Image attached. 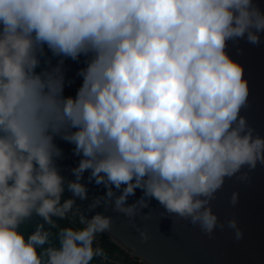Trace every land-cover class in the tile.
I'll return each instance as SVG.
<instances>
[{
    "label": "clouds",
    "instance_id": "obj_1",
    "mask_svg": "<svg viewBox=\"0 0 264 264\" xmlns=\"http://www.w3.org/2000/svg\"><path fill=\"white\" fill-rule=\"evenodd\" d=\"M240 41L264 44L261 0H0V264H110L96 240L113 218L77 203L85 172L106 189L87 212L132 223L155 199L210 240L225 228L243 240L211 206L226 180L250 185L264 168V137L242 114L245 65L229 51ZM69 59L84 64L74 96ZM59 141L80 158L74 179Z\"/></svg>",
    "mask_w": 264,
    "mask_h": 264
},
{
    "label": "water",
    "instance_id": "obj_2",
    "mask_svg": "<svg viewBox=\"0 0 264 264\" xmlns=\"http://www.w3.org/2000/svg\"><path fill=\"white\" fill-rule=\"evenodd\" d=\"M264 6V0H261ZM243 49L242 55L238 50ZM233 57L245 65V75L251 88L249 102L251 107L242 112L249 124L264 137V44L254 47L240 41L230 45ZM55 63V61H54ZM66 78L75 82L66 86L65 95L74 96L82 83L77 72L84 67L83 62L65 61ZM64 151V158L59 161L62 174L74 179L70 169L77 166V156L72 153L73 145L59 141ZM89 173L85 172L83 183L88 188L89 199L79 201L86 215L91 218L96 213H103L113 218L110 234L105 233L108 239L122 249L131 252L147 264H264V168L257 167L251 173L250 185L239 183L233 179L226 180L224 187L212 201L213 212L221 222L235 217L239 226L244 230V239L236 242L233 234L225 228L217 229L213 239L203 235L198 227L176 217L161 215L163 209L152 199L148 208L142 209V215L130 223L123 215H118L109 208L106 212L103 207L87 212L92 198L102 196L106 189L94 182L88 183ZM233 192H239V204L233 208L229 199ZM71 194L69 193V196ZM119 195V193H117ZM142 196L137 189L134 196L129 197L127 204H132ZM133 223L135 227H133ZM147 234L150 239L141 243L140 233ZM115 242V243H114Z\"/></svg>",
    "mask_w": 264,
    "mask_h": 264
},
{
    "label": "trees",
    "instance_id": "obj_3",
    "mask_svg": "<svg viewBox=\"0 0 264 264\" xmlns=\"http://www.w3.org/2000/svg\"><path fill=\"white\" fill-rule=\"evenodd\" d=\"M67 195H69V193ZM58 223H60L61 226H70L67 222L59 221ZM33 227L34 225H24L23 230L25 234L27 235V233H29L33 229ZM75 227H82V225L79 224L78 217L76 218ZM99 240V246L104 247L109 254V260L112 262L110 264H136L133 261H130L127 258L125 252L114 245L105 234H103L101 238L99 237Z\"/></svg>",
    "mask_w": 264,
    "mask_h": 264
},
{
    "label": "built area",
    "instance_id": "obj_4",
    "mask_svg": "<svg viewBox=\"0 0 264 264\" xmlns=\"http://www.w3.org/2000/svg\"><path fill=\"white\" fill-rule=\"evenodd\" d=\"M99 237L97 238V240H96V245H98L99 246ZM125 254L127 255V258L130 260V261H133L134 263H136V264H147V263H145L144 261H142L140 258H138V257H136L135 255H133V254H131V255H129V253L128 252H125ZM110 261V260H109ZM110 263H112L111 261H110ZM117 264H123V263H117Z\"/></svg>",
    "mask_w": 264,
    "mask_h": 264
}]
</instances>
